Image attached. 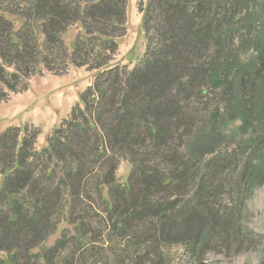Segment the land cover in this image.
Wrapping results in <instances>:
<instances>
[{"label":"trees","instance_id":"trees-1","mask_svg":"<svg viewBox=\"0 0 264 264\" xmlns=\"http://www.w3.org/2000/svg\"><path fill=\"white\" fill-rule=\"evenodd\" d=\"M257 1L250 0L263 4L260 18L237 20L249 0H139L147 46L129 69L112 65L128 0H0V103L22 82L26 91L42 67L95 72L41 148L38 128L0 134V264H165L173 245L198 257L214 242L238 252L251 241L243 206L221 197L250 196L264 181V139L240 153L249 158L236 179L240 158L220 150L223 136L214 131L221 117L206 123L216 129L201 135V148L182 150L218 91L234 110L229 118L264 125V0ZM4 14L20 17V29ZM255 23L261 31L241 41L257 55L246 70L234 36ZM72 28L79 32L69 48L63 37ZM123 162L131 166L126 184L118 178Z\"/></svg>","mask_w":264,"mask_h":264},{"label":"rangeland","instance_id":"rangeland-1","mask_svg":"<svg viewBox=\"0 0 264 264\" xmlns=\"http://www.w3.org/2000/svg\"><path fill=\"white\" fill-rule=\"evenodd\" d=\"M254 1L256 2V0ZM138 2L139 0H128L126 34L118 40L119 53L112 65H127L129 69H133L143 57L147 42L142 27L143 15L138 9ZM250 3V5L248 3V7L243 6L240 8L241 12L237 13V20L243 19L249 13H255L254 18H260L258 15L263 11L261 0L257 1L261 6L253 7L252 2ZM2 7L0 3V8ZM22 9L20 8V11L14 12H22ZM4 16L15 23L16 30L20 29L23 22L20 17L9 14H4ZM259 31H261V28L255 23V26L249 31L247 27L245 29L240 26L234 36L235 58L246 66L244 67L246 70L251 64L250 61L254 60L257 55L250 49L247 51L246 49L243 50L241 41L244 38L250 40ZM78 32L77 28H72L64 35L63 39L69 48L72 47L75 35L77 36ZM38 38L42 44L44 40L42 34H39ZM42 68L40 73L29 77V85L26 91L22 89L25 84V82H22L18 93L10 95L0 103V134L9 126L38 128L41 132L37 141L39 148L45 145V138L52 129L68 116L72 106L78 102L80 94L92 85L95 76V72H90L84 67L75 68L68 66L58 73L49 72L44 67ZM243 78L246 77L244 76ZM235 79L234 93L231 95L234 98L233 102L236 101V97L238 100L241 99L237 88L242 79L238 75H236ZM217 93L220 95H217ZM217 93L211 94L208 99L210 107L208 111L204 110L201 116L205 123L197 125L198 129L196 127V131L193 134L195 137L192 135L194 138L184 144L182 153L187 156L185 151L192 150L190 152H193L194 148H201L206 143L205 139H203L204 135L207 133L210 135L212 130L217 128L214 130L215 133L223 136L220 150L222 152L236 151L237 157L240 158L241 163L237 171H235V178L241 175L243 162H247L249 158V153L246 157H242L240 153L242 155L246 154L249 142L264 139V125H260L263 120L256 118L257 121L251 127H243L241 118H229V114L234 110H230L231 112L228 110L225 104L226 96L222 91ZM243 98L242 94V102ZM211 116L215 119L221 117V121L216 128L206 124L211 119ZM202 134L204 135L201 136ZM210 154L207 153L206 155ZM209 158H212L211 155L207 156V159ZM130 172L131 166L127 162L121 163L118 172L121 184L127 183ZM228 178L233 179L232 176H228ZM253 190L250 196L249 194L241 193L242 197L236 198L235 194L230 196L223 193L221 197L223 203L228 202L232 208L240 210V205L243 206L242 210H240V218L245 229L244 232L246 230L250 232L249 240L251 241L246 243L240 251L217 249L213 245L215 244L214 242L210 247L208 245L200 256L196 257L191 253L185 252L183 247L173 245L169 250H166L167 259L165 264H264V181L257 183ZM240 191L242 192V189ZM240 199H243V204L238 203ZM63 228L64 226L61 225L56 234L48 240L47 248L55 246Z\"/></svg>","mask_w":264,"mask_h":264},{"label":"bare ground","instance_id":"bare-ground-1","mask_svg":"<svg viewBox=\"0 0 264 264\" xmlns=\"http://www.w3.org/2000/svg\"><path fill=\"white\" fill-rule=\"evenodd\" d=\"M143 27V26H142ZM239 96V95H238ZM238 102V101H237ZM238 110V109H237ZM234 112V111H233ZM235 112H237V111H235ZM240 114V113H239ZM202 116V115H201ZM209 131V130H208ZM221 133V132H220ZM229 148V147H228ZM253 190V189H252Z\"/></svg>","mask_w":264,"mask_h":264},{"label":"water","instance_id":"water-1","mask_svg":"<svg viewBox=\"0 0 264 264\" xmlns=\"http://www.w3.org/2000/svg\"><path fill=\"white\" fill-rule=\"evenodd\" d=\"M202 264H204V263H202Z\"/></svg>","mask_w":264,"mask_h":264}]
</instances>
